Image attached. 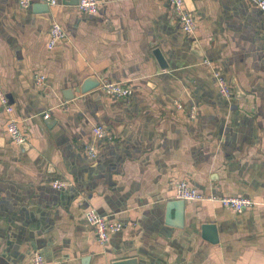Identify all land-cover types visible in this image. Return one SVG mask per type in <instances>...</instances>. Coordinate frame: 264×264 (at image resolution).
Returning a JSON list of instances; mask_svg holds the SVG:
<instances>
[{
  "label": "crops",
  "instance_id": "0c3cea01",
  "mask_svg": "<svg viewBox=\"0 0 264 264\" xmlns=\"http://www.w3.org/2000/svg\"><path fill=\"white\" fill-rule=\"evenodd\" d=\"M185 1L192 36L167 0H99L95 15L71 0L47 14L35 13L44 0L28 9L0 0V85L27 141L12 140L0 105V264H33L37 251L46 264H264V10L253 0ZM55 24L65 37L50 50ZM92 76L133 93L77 92ZM96 125L109 139L93 160L85 147ZM55 180L69 186L54 189ZM181 180L259 205L237 214L185 201L184 223L171 226ZM90 208L123 224L105 245L86 222ZM208 224L217 242L204 237Z\"/></svg>",
  "mask_w": 264,
  "mask_h": 264
},
{
  "label": "built area",
  "instance_id": "2783aa9c",
  "mask_svg": "<svg viewBox=\"0 0 264 264\" xmlns=\"http://www.w3.org/2000/svg\"><path fill=\"white\" fill-rule=\"evenodd\" d=\"M49 4V6H57L58 0H44ZM173 9V14L175 19L181 25L183 32L192 36L195 34L196 23L192 13L188 10L185 0H167ZM258 4V6L264 10V0H253ZM33 0H19V5L22 9H28L32 5ZM99 0H80L77 6L78 10L84 15H95L98 12ZM65 37V33L62 27L55 24L50 31V39L48 42V48L50 50L54 49L58 43ZM205 64L211 66V62L205 61ZM214 76L219 86L220 93L223 97L230 100L232 99V91L230 86L227 84L226 80L217 72L214 71ZM45 76H40L37 78L38 84H43L45 82ZM99 90L103 92L106 96L125 99L132 95L133 91L129 85L122 83H114L110 81H103L99 87ZM0 105L4 108L7 115L9 116V122L7 125V131L12 138V140L18 145H25L27 143L23 133L20 131L18 122L11 117L14 108L10 103L8 95L3 90L0 85ZM178 108H182L181 104L177 105ZM49 118V115H45V119ZM92 133L94 141L87 144L85 147L86 154L90 159H96L98 155V150L96 143L99 141H105L109 139V132L103 127L96 125L92 128ZM54 189L63 190L68 185L67 182L61 180H55L52 183ZM176 197L183 201H209L213 203H220L223 207L232 209L235 213L241 214L246 209L259 205L256 201L244 198V197H217V196H207L195 187L190 186L186 181L181 180L174 183ZM264 205V203H262ZM85 218L87 224L96 233L99 243L105 245L109 242L111 236L115 233L120 232L123 229V224L115 221H111L106 217L100 215L95 209L90 208L85 213ZM33 264H46L43 255L37 251L32 259Z\"/></svg>",
  "mask_w": 264,
  "mask_h": 264
},
{
  "label": "water",
  "instance_id": "95a60500",
  "mask_svg": "<svg viewBox=\"0 0 264 264\" xmlns=\"http://www.w3.org/2000/svg\"><path fill=\"white\" fill-rule=\"evenodd\" d=\"M80 0H71L70 5H77L79 4ZM35 13L40 14H47L50 12V7L47 2L39 5H35ZM189 10V9H188ZM155 56L159 61L161 69L165 70L168 68V63L166 62L163 54L160 50L155 51ZM101 85L100 80L97 77H88L81 87L77 89V92L82 94H87L98 89ZM71 98H68L70 100ZM48 123V121H46ZM175 212L174 217L171 219V212ZM184 215H185V201L179 200L174 201L169 204L168 206V216H167V224L175 227H181L184 223ZM203 235L206 239L210 240L211 242H217V235H216V228L214 225L208 224L203 227ZM135 260L129 259L124 261H118L114 264H134Z\"/></svg>",
  "mask_w": 264,
  "mask_h": 264
}]
</instances>
